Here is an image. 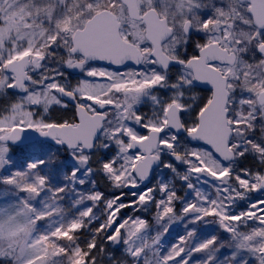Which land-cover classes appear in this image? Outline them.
<instances>
[{
    "label": "snow or ice",
    "instance_id": "obj_1",
    "mask_svg": "<svg viewBox=\"0 0 264 264\" xmlns=\"http://www.w3.org/2000/svg\"><path fill=\"white\" fill-rule=\"evenodd\" d=\"M0 264H264V0H0Z\"/></svg>",
    "mask_w": 264,
    "mask_h": 264
},
{
    "label": "water",
    "instance_id": "obj_2",
    "mask_svg": "<svg viewBox=\"0 0 264 264\" xmlns=\"http://www.w3.org/2000/svg\"><path fill=\"white\" fill-rule=\"evenodd\" d=\"M101 66H105V65L101 64Z\"/></svg>",
    "mask_w": 264,
    "mask_h": 264
}]
</instances>
